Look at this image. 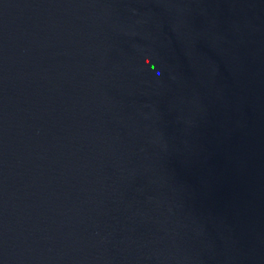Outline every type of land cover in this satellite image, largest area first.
I'll use <instances>...</instances> for the list:
<instances>
[{
  "label": "water",
  "instance_id": "95a60500",
  "mask_svg": "<svg viewBox=\"0 0 264 264\" xmlns=\"http://www.w3.org/2000/svg\"><path fill=\"white\" fill-rule=\"evenodd\" d=\"M0 264H264V0H0Z\"/></svg>",
  "mask_w": 264,
  "mask_h": 264
}]
</instances>
